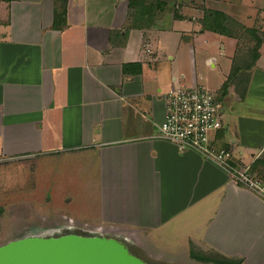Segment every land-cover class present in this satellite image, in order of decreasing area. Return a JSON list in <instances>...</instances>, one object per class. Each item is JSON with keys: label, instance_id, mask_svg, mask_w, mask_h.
I'll return each mask as SVG.
<instances>
[{"label": "crops", "instance_id": "1", "mask_svg": "<svg viewBox=\"0 0 264 264\" xmlns=\"http://www.w3.org/2000/svg\"><path fill=\"white\" fill-rule=\"evenodd\" d=\"M211 11L254 30L247 47L210 29ZM178 85L221 96L213 143L257 173L264 0H0L1 181L67 209L71 232L127 235L163 251L162 264L193 250L211 264H264V196L158 136Z\"/></svg>", "mask_w": 264, "mask_h": 264}, {"label": "built area", "instance_id": "2", "mask_svg": "<svg viewBox=\"0 0 264 264\" xmlns=\"http://www.w3.org/2000/svg\"><path fill=\"white\" fill-rule=\"evenodd\" d=\"M225 103L221 96L204 86H175L167 97V111L158 136L172 141L181 152L196 150L205 159L228 168L240 187L264 196V181L250 166H239L231 150L217 148L214 135L224 128Z\"/></svg>", "mask_w": 264, "mask_h": 264}, {"label": "rangeland", "instance_id": "3", "mask_svg": "<svg viewBox=\"0 0 264 264\" xmlns=\"http://www.w3.org/2000/svg\"><path fill=\"white\" fill-rule=\"evenodd\" d=\"M154 2V0H148ZM230 30L236 32L241 36L243 47H247L249 42L248 33H246L242 27L235 25L231 21L227 23ZM255 47V46H254ZM253 46L250 47V53L253 52ZM3 164V163H2ZM1 167V162H0ZM262 173H256L258 178H264V169L261 168ZM4 174V169H0V208L3 212L0 213V245L5 244L11 240L23 238L27 236L40 235H60L67 232H71V229L67 228L70 220V215L67 209L63 208L60 204L45 200L38 202L37 200L31 201L29 193H24L26 188H21L18 185L11 184L6 186L1 181ZM35 198V197H34ZM77 232H82V227L76 228ZM83 234H89L84 233ZM107 236H116L110 233H106ZM123 240L126 241L131 250L142 257L143 259L151 263H160L168 259L158 258V255L163 251L149 250L139 248L132 240H129L127 235H120ZM184 256L179 262L180 264H211L210 261H199V257L196 258V251L190 253L181 251Z\"/></svg>", "mask_w": 264, "mask_h": 264}, {"label": "water", "instance_id": "4", "mask_svg": "<svg viewBox=\"0 0 264 264\" xmlns=\"http://www.w3.org/2000/svg\"><path fill=\"white\" fill-rule=\"evenodd\" d=\"M0 264H162L135 254L116 237L68 232L33 235L0 245Z\"/></svg>", "mask_w": 264, "mask_h": 264}, {"label": "trees", "instance_id": "5", "mask_svg": "<svg viewBox=\"0 0 264 264\" xmlns=\"http://www.w3.org/2000/svg\"><path fill=\"white\" fill-rule=\"evenodd\" d=\"M66 14V10H63V15ZM209 16L208 14H206V17ZM65 18H63L62 20L64 21ZM58 18L56 17V22L55 25H58ZM229 21H231L232 23H234L237 26H240L238 23H236V21L232 20L231 18H229L228 16H226L223 13H220L218 11H211L210 12V22L208 23L209 28L210 29H218L220 30L222 33H226V34H235L233 31L230 30L229 25L227 24ZM228 25V26H227ZM245 32L248 34H253L254 30L251 29H245ZM261 39L257 38V42L255 47L253 48V52L251 53V62L249 63L248 66H250L252 63H254L258 57H259V53H258V49L261 45ZM239 67H234L232 70V76L238 71ZM263 167L264 169V159L263 160H256V162L254 163V170L258 173H262L261 172V168ZM262 180H264V178H261ZM3 212V209L0 208V213Z\"/></svg>", "mask_w": 264, "mask_h": 264}]
</instances>
